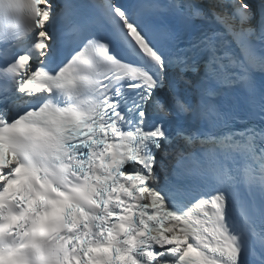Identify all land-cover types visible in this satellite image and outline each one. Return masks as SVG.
Returning a JSON list of instances; mask_svg holds the SVG:
<instances>
[{
	"label": "snow or ice",
	"instance_id": "snow-or-ice-1",
	"mask_svg": "<svg viewBox=\"0 0 264 264\" xmlns=\"http://www.w3.org/2000/svg\"><path fill=\"white\" fill-rule=\"evenodd\" d=\"M0 264H264V0H0Z\"/></svg>",
	"mask_w": 264,
	"mask_h": 264
}]
</instances>
